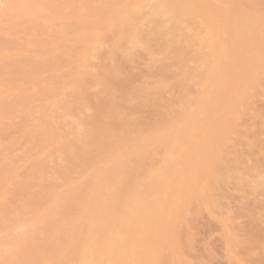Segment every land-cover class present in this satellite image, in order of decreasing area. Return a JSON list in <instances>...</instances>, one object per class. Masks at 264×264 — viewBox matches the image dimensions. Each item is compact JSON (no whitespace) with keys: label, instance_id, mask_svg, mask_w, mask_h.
<instances>
[{"label":"rangeland","instance_id":"rangeland-1","mask_svg":"<svg viewBox=\"0 0 264 264\" xmlns=\"http://www.w3.org/2000/svg\"><path fill=\"white\" fill-rule=\"evenodd\" d=\"M8 1L0 0V264H122L133 251L123 240L145 241L171 225V205L181 209L169 233L181 245L182 259H172L164 249L155 264H264L260 33L252 41L260 48L241 59L247 66L243 87L230 82L214 87L196 56L204 52L212 57L214 38L230 48L237 43L226 24L213 33L211 25L194 20L192 32L198 36L183 41L189 52L182 53L161 36H149L148 25L133 44L120 39L131 27L127 13L151 11L156 0H39L38 5L26 3L12 18L5 14ZM197 3L210 22L219 17L232 21L229 9L234 7L250 17L262 11L254 0ZM203 36L207 42L201 46ZM158 82L163 83L161 96L137 111L140 94ZM126 87L137 94L126 93ZM206 89L213 98L202 102ZM194 111H199L203 131L188 132L168 149L161 144L143 147L139 156L130 158L141 163L142 175L159 167L168 171L179 151L189 150L190 161L178 166L182 177H167L182 187L176 200L164 208L155 194L139 192L131 205L138 221L125 224L123 237L110 235L111 223L101 240L93 233L89 238L87 226L78 231L79 238L73 237L69 222L82 218L89 205L72 211L68 202L84 184L89 186L84 202L91 199L92 204L94 189L107 183L109 190L101 193L95 207L112 222L122 218L115 201L119 177L103 171L107 155L93 157L83 139L96 134L104 121L127 114L138 122L141 139L157 134L165 138L173 122ZM91 117L95 120L87 128ZM68 144L73 146L69 155L62 150ZM75 239L82 241L85 256L71 253ZM147 252L144 246L138 250L139 264L145 263ZM91 254L97 257L90 259Z\"/></svg>","mask_w":264,"mask_h":264},{"label":"bare ground","instance_id":"bare-ground-1","mask_svg":"<svg viewBox=\"0 0 264 264\" xmlns=\"http://www.w3.org/2000/svg\"><path fill=\"white\" fill-rule=\"evenodd\" d=\"M38 1L9 0L5 11L6 17L12 18L13 14L22 9L26 3L30 2L29 4L31 5H38ZM143 1L146 0H140V2ZM173 1L156 0L155 4L151 7V11L128 12L127 18L131 21V27L124 32L125 36L120 39H129L128 43L133 44L138 39L142 26L148 25L151 27V31L148 33L149 36L159 35L162 37L164 43L175 44L179 51L188 53L189 50L184 46L183 41L187 39L193 40L198 36L197 33L192 32L196 28L194 20L211 25L213 33H215L214 29H216V26L226 24L229 27L230 35H237V43L230 48L226 41L214 38V45L212 46L213 43L211 44L213 48L212 57H208L207 54L201 52L197 54L196 60L206 67V76L211 80V86L217 87L222 83L228 84L230 82L233 87H243L247 77L245 72L247 66H245L246 64L241 59L249 58L260 48V46L252 42L255 39H259L255 35L257 31L264 38V0H254L260 5L262 11H250L254 14L251 17L246 16L248 12L239 7L229 9L234 16V19L229 22L223 21L220 17L215 22H210L204 7L200 3H197V0H175V4H172ZM34 10L36 8L31 9L30 12ZM200 41L202 46L207 42V38L203 36L200 38ZM242 63L244 64L240 65ZM23 68L25 69L26 67ZM237 68H239V74L234 75ZM189 72L187 71L185 75H189ZM72 75H74L73 71H71ZM162 88L163 83L158 82L152 85L150 89L143 91L139 96L137 111L143 110L152 104L155 98L161 96ZM124 91L130 95L137 94L135 89L128 87L124 88ZM206 91H209V89L203 91L202 102L213 98V96L210 97L208 93H205ZM198 115L199 111H194L188 114L186 118L184 117L181 120L173 122L170 126L169 136L165 138H159V134H157L149 139H141L138 132V122L135 118H131L129 114L104 121L95 130L96 134L93 133L86 136L82 143L87 147L89 154L91 155L92 153L93 157H101L102 154H106L103 171H106L112 177H119L118 182L121 184L115 201L117 202V206L122 207V218L117 220V223L112 222L109 217H105L98 211V207H95L96 204L101 202V193H107V190H109L107 183H100V186L94 189V201L92 204L91 199L84 202V197L89 192V186L84 184L80 193L77 192L78 195L76 193L68 202V206L72 211H76L82 204L86 208L89 205L88 210L84 211L85 214L82 218L69 222L68 227H72L71 234L73 237L79 238L78 231L82 233L84 227L87 226L86 235L91 238V234L93 233L95 240H101L108 223H111L114 228L110 233L111 236L123 237L122 233L126 234L124 231L126 229L125 224L135 225L138 221V219H134L137 211L136 209L133 211L131 205L136 203V199L132 198L134 196L138 197L139 192L155 194L157 202L164 208L166 207V203L174 202L176 200V192L182 187L179 188L177 180L168 179L167 177H182V169L177 173L178 166L183 165V161L185 163L190 161L189 150L179 151L178 158L168 166V171H163L159 167L144 171L142 175L140 172L141 163L137 161L131 162L130 158L139 156L143 147L147 148L154 144H161L168 149L173 145L175 140L180 141L188 132L203 131ZM94 120L95 118L91 117V123H87V128H90ZM108 131L111 135H108ZM103 137L106 138L105 142L101 141ZM72 149L73 146L71 144L65 145L62 148L63 152L67 155L71 153ZM64 171L66 172V169ZM130 181L135 182L130 185ZM192 186L198 191L197 185L194 184ZM89 197L91 198V192ZM180 212L181 209L176 207V205L170 206L169 220L171 225L177 220ZM139 224L144 225L145 221L140 220ZM171 225H163L160 233L149 235L145 241L139 239L123 240L121 244L128 242L129 247L133 251L130 254V259L124 258L122 264H139L142 257L139 255L138 250L143 246L148 249V258H145L144 264H155V261L164 249H167L171 253L172 259L180 261L182 259V249L181 245L169 233ZM258 228L257 231L262 229V227ZM62 229L66 230L67 227H63ZM258 234L255 232L256 236ZM63 243L64 240L60 239L59 244ZM71 244L73 245L71 253L75 257L85 256V248L82 245V241L75 239ZM96 257V254L90 255V259Z\"/></svg>","mask_w":264,"mask_h":264}]
</instances>
